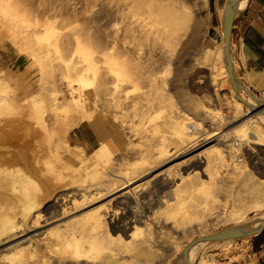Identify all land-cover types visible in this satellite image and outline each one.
Listing matches in <instances>:
<instances>
[{
	"label": "rangeland",
	"instance_id": "obj_1",
	"mask_svg": "<svg viewBox=\"0 0 264 264\" xmlns=\"http://www.w3.org/2000/svg\"><path fill=\"white\" fill-rule=\"evenodd\" d=\"M18 1L21 2L24 0ZM56 1L59 2V0ZM56 1L30 0L29 2L32 4L34 3L35 5H33L34 9L27 13L29 14L30 19L33 18L31 22H29V25L22 23L24 21V14H26L24 13L25 9H20L15 13L17 16V18L15 17L16 21L11 22L10 20H7L3 25L0 23V84H6L14 91L16 94L18 108L31 107V105H36V107L40 106V108L49 107L48 115H46L47 113L44 114L46 122L44 119L43 122L45 124H50V122L51 124H54V121H56V117H54V115H58V112L56 114V111L52 109L51 104L62 101L63 96H66L67 98L70 97V91L67 88L68 83H71V86L75 91L89 94L93 102L90 105V112L93 113V119L92 122L85 123L91 125L94 132L100 139L101 146L104 138H106L109 142L113 141L115 144L111 145L113 151L112 155L108 156L107 154H103V165L110 168L113 167L117 171L127 170L134 173H139L142 172V170L153 167L151 173L152 182L145 190L144 188H140L137 189L136 193H134V197L142 200L143 202H140L139 205L133 204V207L129 210L128 208H125V206L120 207L119 217H122V219H120L119 225L120 230L126 234L124 236L126 239V245L121 244L119 246H114V251L103 250V254L97 251H92V253L89 254V258H85L84 261H79L78 258L63 253L61 249H64L63 245L64 241H66V235H68V232L80 229L79 224H76L73 221L74 218H78V216L83 212L93 209L98 205H102L103 202L108 200L99 199L92 204L81 205L77 208V206L74 205L73 198V195H77L78 200H81L83 190L90 191V188L97 186L99 179L94 176L93 165L92 163H89L88 160L90 157H93L96 152H99L101 146L93 152H86L82 148L75 145L72 137L74 130L78 127L77 126L66 135L65 140L70 146L69 149H72V151H69L73 152L74 146L77 150H74V152H80V149L83 151V153H81L82 157H84V162H80L81 160H78L75 156L73 159V156L67 155L63 152L64 150L59 152V154H62L60 155V158L58 156L59 154L55 157L54 154H50L49 150L51 146L59 142L61 134L60 131H58L57 134H46L41 128H33V126H31L25 118L18 116H14L13 118L9 117L10 119L16 120L14 126L19 129H15V131L10 130L9 133L14 136L13 138L15 139V143L9 144L8 147L18 155L19 153L24 154L22 157L25 156L27 161L25 160V162L17 165L20 169L25 171L31 179L25 178V176L19 172L13 173L9 178H5L4 175L0 176V220L7 218L9 220H13L18 225V228L13 232L2 235L4 237L0 236V264H83L85 263V260L89 261L90 264H174L176 257L180 256V254L188 248V245L191 242L202 235L199 229L196 228L197 222L199 221H195L192 225L181 227L180 229H174L172 227V219H169L167 223L164 221V217L161 216L160 218V215L156 214V211L158 210H166L164 201L166 202L169 200V194L173 189H176L180 180L175 177L172 178L169 175L171 180L169 181L167 188L163 191L158 190L156 181L162 177H167V174H169L168 172L176 169L179 162L182 160L167 161V159H164L159 164L153 166L149 165V167L146 166L147 168L143 167V169L142 166H138L139 168H137V165L143 162L142 159L148 158V155H139L140 151H138L139 147L137 146H143V149L148 150V154L155 153L156 147H158L161 142L159 139H161L162 136H165L168 139L167 142L170 150L182 149L186 145L183 144L180 139L178 140V138H176L175 133H173V127L170 124H167V120L169 121L167 116H169V114L170 116L176 114L178 115L180 112L186 114L188 113V115H192L191 117H194L195 120L201 122V124L204 125V128L208 129V131H205L204 133L210 131L207 137L218 133V136L214 137V139H217V143H207L204 146L199 147L202 148L198 152L200 156L199 171L202 173L208 165V160L214 161L215 159V154L210 151V148L212 146L225 148L231 144V137L235 134L237 128L252 117L258 118V112L261 111L262 107L252 110L249 104L241 102L240 97H238L234 91V83L232 84L230 81L227 85L221 88L219 87L218 82L214 84L212 80V73L217 72L218 68L214 69L211 64L200 60V57L205 52L204 35L207 29L209 15L208 0H187L188 5L190 4L191 19L190 27L186 32V36L182 43L184 47V51L182 49V53H184V55L181 57V53L179 54V51L173 55L174 64L171 66V71L165 75L169 82L168 93H171L170 95L174 98L175 103L179 108L181 107L180 110L177 111L175 108L172 109L171 106L166 104L156 103L151 109V113H147V109L145 107H141L143 106L142 104L137 106L136 111L133 110V107L131 108V105H129V100H127V102L122 106V108L118 109V111L116 110L113 101L112 103H109V105L107 103L108 106L105 105L110 97L103 98L102 93L103 76L106 72L103 67V51L101 53L98 50H95L93 58L90 57V52L95 48V45L92 44L93 42L86 41L84 37L81 39L82 41L79 44L78 42H74V45L71 44L69 46V50H64V52L62 47H60L61 45L59 46L56 42V36H52L49 39L46 38L45 40L49 30H53L56 35H62L64 33H68L69 30L72 31L73 28H75V30L77 29L76 31L80 30V33H84L83 31H86L84 29L87 28L86 32L90 31L89 33L91 34L95 32L94 34H99V36L103 39V0H63L69 5L66 6L70 13L77 14L78 11L79 16L82 14V17L80 16L82 18L80 19V22L64 28L65 30L62 29L63 26L59 22L60 18L48 19L51 12L47 15L43 12L44 9L42 6L44 7L45 4L49 5ZM38 4L43 5L41 8L37 9ZM85 6H89V10L87 9L88 13H85ZM97 10L99 11V19H95L96 22H94V19L91 20V22H93H90L89 25L85 24V19L91 15L93 16V14L95 15L98 12ZM47 19L49 24L46 26L45 24ZM28 44L33 50H42L40 51L41 55H39L40 60H36L31 56ZM44 54L46 56H44ZM231 64L233 66V61H231ZM240 81L242 82L241 79ZM242 84L248 89L243 82ZM128 89V92L131 91L130 93H133L136 90L134 93L135 95H130L129 93L130 98L137 97V95L142 97L145 91L144 88L139 90V87H135L133 85L132 87L129 85ZM59 91L61 92L58 93ZM241 92L242 91L239 90L240 94ZM248 92L253 96V98L259 99L264 103V98L256 95L249 89ZM100 93H102V96ZM54 96L59 97L60 101L54 102L52 99ZM244 98L249 99L250 97L247 94L244 95ZM238 103H240L239 108L236 106ZM51 109L55 113H53ZM129 109L134 112H131V110L129 111ZM59 112V114H62V119L67 117L71 118L75 115V112L70 109H64ZM104 112L105 115L107 114L106 116H104ZM109 112L111 113L109 114ZM117 112L124 115V124L122 119L120 121H116L115 113ZM127 114H129V116ZM131 119H134L133 122ZM126 121L129 122V125H134L136 123L135 125L139 127L141 126V130L144 131L137 133L139 135H134L136 132H133L132 134L130 129H128L129 126L127 127L126 125ZM116 123L117 125L115 126ZM156 125H159L161 130L157 136H153L152 130ZM263 126L264 124L261 123V127L264 132ZM9 128L10 127L6 128V130L9 131ZM123 128L125 134V146L127 147L125 152H121L120 150V146H122L121 141L116 142L114 140L115 134L120 131L119 129ZM28 130L31 131L29 132ZM137 132H140V130ZM248 132H251V130H248ZM19 136L20 138L18 140ZM198 136L201 135L199 134ZM143 138L144 142L142 140ZM157 139L159 140L158 143ZM29 140H31L30 145L28 147L26 145V147L23 148L25 143ZM140 140H142L143 144L142 142L140 143ZM146 140H148V142ZM253 140H256V137ZM132 142H134V144H132ZM131 144L134 145V149L131 148ZM38 147L40 148L38 149ZM136 148L137 151L135 150ZM241 154L242 160L244 161L241 164L242 170L239 172L246 174L250 178V181L245 182L243 176H241V174L237 175L232 167L228 166L222 168L219 166L221 171L220 175L222 177L225 175V178L223 177L221 179L222 183L219 185V201L217 200L215 204H207L205 197L197 191L181 193L179 197L181 204H179L180 201L178 200L170 201V203H173V205L175 204L176 207L182 205V208L185 211H188L191 215L198 214L202 217L200 221H209L210 226L207 228L208 230L206 232L208 235H216L218 233L226 234V230L240 227L241 225L244 226L251 222L250 220L254 219L257 215L256 213L259 212L253 208L256 201L259 202V200L252 191V184L256 181L263 182L262 180H264V153L259 150L253 141H245L242 146ZM186 169L187 166L183 167L182 171L185 175L189 174V171H186ZM194 174L195 173H192V178L195 181V184L208 179V176L204 174V172L200 176L194 177ZM140 183L141 182H137L132 187H137ZM65 192H72L70 195L71 197L67 198L63 195L59 198V194L61 195ZM145 195L148 197L144 200L143 196ZM57 196L58 199L56 198ZM150 201H152L153 207L146 213L147 210L144 208L150 207ZM31 205L33 207L35 205L32 212L39 211L40 214L42 213L39 226V232L42 233V235L33 238L32 243H30L31 241H29V239L30 236H33L31 232L33 231V221L31 218L24 217L26 209ZM225 208L228 210L229 217L225 220H222L223 218L218 219V216L221 213H224ZM65 210L67 211V214L64 216ZM231 212L235 213L234 217L231 215ZM214 213L215 217L213 216ZM221 220L223 221V224ZM131 223H135L142 228L143 233L137 237V240H139L141 236L144 237L150 234L152 235L153 240L156 241L157 244L154 250L143 252L140 248H135L132 243L134 240L132 237L134 229ZM161 223L163 227L160 226ZM192 227L194 229L193 231H190ZM53 229H59L60 238L58 239L55 235H53L51 237L53 242L49 247H47L46 242L42 239L47 236L50 230ZM253 238L254 235H244L241 238H236V241L234 240L230 245H226L224 243H214L208 245L207 247L209 248L206 247L202 252H198L195 256L190 257L186 260L185 264L239 263L247 257ZM57 239L61 242L57 241ZM130 240H132V242ZM72 243L75 247L79 245L82 250H85V247L86 249L89 248V242L87 240H84L79 244L72 240ZM16 246H21L20 248L24 250L23 256L21 258L19 257L18 259H14L12 262L6 258V256H10L9 252H11L12 248ZM153 251L155 253H153ZM60 253L63 254L60 256ZM108 253L114 259L109 260V263H106L105 257L109 256ZM67 255H69V258L66 257Z\"/></svg>",
	"mask_w": 264,
	"mask_h": 264
},
{
	"label": "bare ground",
	"instance_id": "obj_2",
	"mask_svg": "<svg viewBox=\"0 0 264 264\" xmlns=\"http://www.w3.org/2000/svg\"><path fill=\"white\" fill-rule=\"evenodd\" d=\"M29 1L30 0H24L21 2L18 0H0V23L1 25H3L7 20H10L11 22L16 21L17 16L15 15V13L20 9L22 10L25 9L24 13H26L24 14V21L22 23L29 25L30 24L29 22H31L33 18L30 19L29 14L27 13L32 11L34 9L33 5H35L34 3L33 4L30 3ZM64 1L59 0V2L56 1L49 5L45 4L44 7L42 6L43 4H40V5L38 4L37 9L41 8L42 6V8L44 9L43 12H45V15L51 12L48 19L49 18H58V19L60 18L59 22L63 26L62 29H64L77 22H80L81 21L80 19H82L81 18L82 14L80 15L81 16L80 17L78 15V11H77V14L70 13L69 9L66 6L68 4L65 3ZM248 2L249 0H229V4L227 8H228V11L231 12L230 16L234 19L235 14L239 12L240 10H242L244 7H246ZM189 5H188L187 0H103V9L99 6L103 10V39L99 36V34H94L95 32H93L92 34L89 33L90 29L88 27L89 32H86L87 28L86 29L83 28L84 30H86V31H83L84 33H80V30L76 31L77 29L75 30V28H73V30L72 31L69 30L68 33H64V34L61 33L62 35H56L53 30H49L48 34L46 35L47 37H45V40L46 38L49 39L52 36H56V40H57L56 42L59 44V46L61 45L60 47H62L63 51L64 50L68 51L70 48L69 46L71 44L74 45V42H78L79 44L82 41L81 39L85 37L86 41H91L93 42L92 44L95 45V48L90 52V55H91L90 57L93 58V54L95 53V50L96 51L98 50L101 53L103 51V63H104L103 67L105 68L106 72L103 70L105 74L103 76V90H102L103 92L102 93H103V98L110 97L108 101L105 99L107 101L105 105H107V103L109 105V103H112L113 101L116 107V110L118 111V109L122 108V106L127 102V100H129V105H131V108L133 107V110L135 111H136L137 106L142 104L143 106L141 107H145L147 109L146 112L151 113L150 111L156 103L169 105L171 106L172 109L175 108L178 111L180 110L181 107L180 108L178 107V105L174 101V98L170 95L171 93L170 94L168 93L169 82L167 80V77H165V75L169 71H171V66L172 64H174L173 55L177 51H179V54L181 53V57H183L184 55V53H182L184 51V47L182 43H183V39L186 36V32L188 31L190 27V19H191V13H190L191 10H190ZM88 8L89 6H85V13H88V10H89ZM98 14H99V11L95 15L93 14V16L91 15L90 17L86 18L85 19L86 21H84L85 24L89 25L91 20L93 19H94V22H96L95 19L98 18L99 16ZM48 19L46 20V24H45L46 26L47 24H49ZM57 43H56V46H57ZM225 46L226 45L224 41L223 43L217 44V46L214 48L204 47L205 52L200 57V60L205 63L211 64L214 67V69L218 68L217 72L212 73V80L214 84L218 82L219 87L221 88L227 85L230 81L232 82V84L234 83V86H235L234 91L238 95V97H240L241 102H246L247 104H249L252 110H256V109H259V107H262L261 111L258 112V116H257L258 118L252 117L248 119V121L240 125L239 128H237L235 134L232 137L230 136L232 143L226 146L225 148H222L220 146H217V147L212 146L210 148L211 149L210 151H212L215 154V157H214L215 159L214 161L208 160V165L204 169V171H202V173L201 171H199L200 156L198 154V152L202 148H199V147L200 146L202 147L207 143L209 144L217 143V139H214V137L218 136V133L207 137L210 131L207 133H204L205 131H208V129L204 128V125L201 124V122H198L197 120H195V118L191 117L192 115L191 116L188 115V113L186 114V113L180 112L178 115L176 114V115L170 116L169 114V116H167L169 118V121L167 120L168 123L167 122L166 123L170 124L173 127L174 132L173 131L171 132L175 133L176 138H178V140L180 139V141L186 145L182 149L180 150L171 149L170 150L169 144L167 142L168 139L165 136H162L161 139H159L161 141L159 146L156 147V149L153 148L155 149V153L148 154V150L143 149V146L141 145L137 146L139 147L138 151H140L139 155H142V156L148 155V158L142 159L143 162L138 164L137 168H139L138 166H142V169L143 167H146V166L149 167V165L153 166V165L159 164L164 159H167V161H176V160L181 161L182 160L181 162H179L176 169L170 170L168 172L169 174H167V177H162L161 179L156 181V186L158 190L163 191L167 188L169 181L171 180V177L172 178L175 177L180 180V183L177 185L176 189H173L172 192L169 194L170 195L169 200H167L166 202L164 201V204L166 205V210L164 211L158 210L156 211V214L160 215V218L161 216L164 217V221L167 223L169 219H172L173 220L172 227L174 229H180L181 227L192 225V223L195 221L196 222L199 221L197 222L196 228L199 229L202 235H200L193 242H191L188 245V248L186 250L184 249L185 251H183L180 254V256L176 257L174 264H185L187 259L195 256L198 252H202L208 245H211L214 243H224L226 245H230L234 240L236 241V238H241L244 235L246 236L255 235L262 229L264 225V180H262L263 182L256 181L252 184V191L255 193L256 198L259 200V202L256 201L253 207L256 211H259L258 213H256L257 214L256 217L250 220L251 222H249L248 224L244 226L241 225L240 227H235L233 229L226 230L225 231L226 234L224 233L216 234L217 236L222 237L221 239L217 238L216 235H208L206 233L208 230L207 228L210 226L209 221H200L202 217L199 216L198 214L191 215L188 211H185L182 208V205H180L179 207H176L175 204L173 205V203H170L171 200L180 201L179 197H180V194L183 192L197 191L199 194L205 197L207 204L209 203L215 204L219 197V191H220L219 185L220 183H222L221 179L225 176L224 175L222 177L220 175V172H221L220 167L222 168L228 167V166L232 167L234 172L237 175L241 174V176H243V179L245 182L250 181V178L246 174H244L243 172H239L242 170L241 164L244 161L242 160V154H241L242 146L244 142L253 141V143L259 148V150L262 153H264V132L261 127V123L264 124V103L259 99L253 98V96L248 92V89L242 84V82L240 81V78L234 72V68L231 64V61H232L231 53L230 52L228 54L226 53ZM28 49L31 51V56L33 58H35L36 60H40L39 55H41L40 51L42 50L40 51L33 50L29 44H28ZM44 56L46 55L44 54ZM129 85L131 87L132 85L135 87H139V90H141V88H144L145 91L142 97L140 95H137V97L130 98V95L134 94L136 90L133 93H130L131 91L128 92ZM67 88L70 91L69 98H67L66 96H63L62 101H60L59 97L57 96H54L52 98L54 102L60 101L58 103L51 104V107L54 111H56V114L58 112V115L56 116L54 115V117H56V121H54V124H51L50 121H48L50 122V124H45L43 122L45 120L44 114L47 113L46 115H48L49 107L40 108L39 105H38L39 107H36V105L35 106L31 105V107H19L18 108V105H17L18 103L16 102V94L14 93V91L11 88H9L6 84H0V176L4 175L5 178L6 177L9 178L12 176L13 173L19 172L20 174L25 176V178L31 179V177L25 171H23L22 169L18 167L19 163H23L26 160L25 156L22 157V155L24 154L19 153L18 155L17 153L13 152L8 147L9 144L15 143V139L13 138L14 136H12L9 133L10 130L15 131V129H19L16 126H14L16 120L10 119V118H13L14 116L27 119V122L31 126H33V128H36V129L41 128L42 130H44L46 134H50V135L54 133L57 134V132L60 131L61 134H60L59 142L51 146L49 150L50 154L51 155L54 154L55 157H57V154H59V152H62L64 150L63 152H65L67 155L73 156V159L75 156V158H78V160L79 159L81 160L80 162L82 163L84 162L83 160L84 157H82L83 151H81V149L79 148L80 152H74V150L77 151L74 146L73 148L74 150L73 152H71L72 149H69L70 146L67 144L65 137L72 129H74L77 126H80L82 123L92 122L93 113L90 112V105L93 102L89 94H84V93L75 91L72 88L71 83H68ZM239 90L242 91L241 94L239 93ZM60 92L61 91H59L58 93ZM102 93H100L101 96H102ZM247 94L250 97L249 99L244 98V95H247ZM127 106H128V103H127ZM236 106L239 108L240 103L236 104ZM64 109H67V110L70 109L71 111H74L75 115L71 118L67 117L65 119H62V116H61L62 114H59L60 113L59 111L64 110ZM130 110L131 109H129V111ZM54 111L53 113H55ZM111 112H109V114ZM131 112H134V111L131 110ZM115 114L114 115H115L116 121H120L121 119L123 121L124 115H121L118 112ZM106 115L104 112V116ZM127 115L129 116V114ZM124 122L125 120L123 121V124ZM126 122L127 124L126 123L125 124L127 125V127L129 126L128 129H130L132 134L133 132H136L134 133V135L137 133H141L142 131L141 126L139 127L135 125L136 123L134 125L133 124L129 125V122L128 121ZM116 125L117 123L115 124V126ZM8 127H10L9 131L6 130V128ZM119 130L120 131L117 134H115L114 140L116 142L121 141L122 146H120V150L121 152H125L127 150V147L125 146V134L123 131L124 128L119 129ZM139 130L140 132H137ZM160 130H161V127L159 125H156L152 130L153 136H157L160 133ZM248 130H251L252 133L248 132ZM199 134L201 136H198ZM151 136H150V139H151ZM255 137H256V140H253L255 139ZM19 138L20 136L18 137V140ZM31 140L25 143L23 148H25L26 145L28 147L30 145ZM142 140L144 142V138ZM142 140H140V143L142 142ZM159 140L157 139V143ZM146 141L148 142V140ZM132 144H134V142H132ZM132 144H131L132 146L131 148L134 149L135 147H133L134 145ZM111 145H115L113 141L109 142L107 141L106 138H104L103 144L99 152H96V154L93 157H90V159L88 158L89 159L88 162L92 163L93 165L94 174H95L94 176L97 179H99L97 186L90 188L91 189L90 191H87V190L84 191L82 189L83 192L81 195V200H78L77 195L76 196L73 195L74 205H76L77 208L80 207L81 205L92 204L99 199H102V200L108 199L105 202H103L102 205H98L97 207L93 209L83 212L82 214L78 216V218H74L73 220L76 224H79L80 229H76V230L68 232V235H66V241H64V245H63L64 249L63 250L61 249V251H63V253L65 254H69L71 256L78 258L79 261L81 260L84 261L85 258H89L90 257L89 254L92 253V251H97L103 254V250L114 251V246H119L121 244L126 245L125 244L126 239L124 237L126 234L120 230V225H119L120 219H122V217H119L120 207L125 206V208H128L129 210L133 207L132 206L133 204L139 205L140 202H143L142 200L135 198L134 193H136L137 189H140V188L141 189L144 188L145 190L146 188H148V186H150L152 182L151 173H152L153 167L149 169L144 168L145 170H142V172L138 171L139 173H136V172L134 173L132 171H127V170L117 171L113 167L110 168V167H107L106 165H103V154H107L108 156H110L113 153ZM39 148L40 147H38V149ZM135 150L137 151V148ZM60 155L62 154L58 155L59 158H60ZM89 163H86V164H89ZM185 166H187L186 171H189V174L187 175H185L182 172L183 167ZM203 172L204 174L208 176V179L198 182V184H195V181L192 178L193 177L192 173H195L194 174V177H195V176L202 175ZM137 182H141V183L137 187H132ZM19 193H20V190H19ZM71 194L72 192H67V193L65 192L64 194L63 193L61 195L59 194V198L63 195L69 198L71 197L70 196ZM147 197H148L147 195L143 196L144 200L147 199ZM56 198L58 199V196ZM179 204H181V201L179 202ZM149 205L150 207L144 208L147 210V211L145 210L146 213L149 212L151 208L153 207L152 201L149 202ZM34 207L32 205L29 206L26 209L25 214H24L25 218H31L33 221V231H31L33 236H30V239H29V241H31L30 243H32L33 238L42 235V233L39 232L40 219H41L42 213L40 214L39 211L32 212V209ZM224 210H225L224 213H221L218 216V219L223 218L222 220H225L229 217L228 210L226 208ZM66 214H67V211L65 210L64 216ZM214 215L215 213L213 214V216ZM231 215L234 217L235 213L231 212ZM131 224L133 225L132 227L134 229V232L132 233V237L134 238V240L133 242L132 240L130 241L133 243L135 248L136 247L140 248L143 252L154 250L157 244H156V241L153 240L152 235L150 234L144 237L141 236V238L137 240L138 239L137 237H139L143 233L142 228L136 225L135 223H131ZM222 224H223V221H222ZM160 226H162V223ZM17 228H18V225L13 220H9L7 218L0 220V236L9 234L13 232L14 230H16ZM193 229L194 228L192 227L190 231H193ZM53 235H55L56 238L59 239L60 238L59 229L50 230L47 236H45V238L42 239L44 240V242H46L47 247H49L50 244L53 242L51 240V237ZM209 237H215L216 239L214 240L209 239ZM58 239L57 241L61 242ZM72 240L77 242L78 244L83 242L84 240H87L89 242V248L86 249L85 247V250H82L81 247H79V245L75 247L72 243ZM20 247L21 246H16L12 248L11 252H9L10 254L8 253L10 256H6V258L11 260L12 262L14 259H18L19 257L21 258L23 256L24 250ZM63 253H60V256ZM153 253L155 252L153 251ZM69 255H67L66 257H68ZM105 259H106V263H109V260H113L114 258L109 255V256H106ZM83 264H90V262L85 260V263Z\"/></svg>",
	"mask_w": 264,
	"mask_h": 264
},
{
	"label": "crops",
	"instance_id": "obj_3",
	"mask_svg": "<svg viewBox=\"0 0 264 264\" xmlns=\"http://www.w3.org/2000/svg\"><path fill=\"white\" fill-rule=\"evenodd\" d=\"M208 4L204 45L205 48H214L225 41V11L229 0H208ZM230 53L238 77L250 91L264 98V0H249L246 7L235 14ZM72 140L86 152H93L101 146L88 123H82L74 130ZM228 264H264V229L254 235L247 257L239 263Z\"/></svg>",
	"mask_w": 264,
	"mask_h": 264
},
{
	"label": "water",
	"instance_id": "obj_4",
	"mask_svg": "<svg viewBox=\"0 0 264 264\" xmlns=\"http://www.w3.org/2000/svg\"><path fill=\"white\" fill-rule=\"evenodd\" d=\"M225 15L227 17L226 21V29H225V51L228 54L230 52V44H231V36H232V30H233V18L230 16V13L228 12V8H226ZM264 229V225L262 229L258 232L260 233ZM256 233L255 235H257ZM217 236V235H216ZM217 238L221 239L222 237L217 236ZM209 239H216L215 237H209Z\"/></svg>",
	"mask_w": 264,
	"mask_h": 264
}]
</instances>
